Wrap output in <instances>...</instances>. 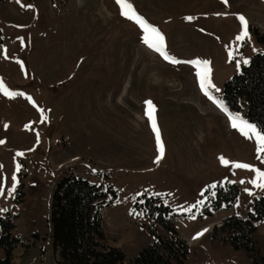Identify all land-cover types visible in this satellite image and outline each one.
<instances>
[{"label":"rangeland","instance_id":"obj_1","mask_svg":"<svg viewBox=\"0 0 264 264\" xmlns=\"http://www.w3.org/2000/svg\"><path fill=\"white\" fill-rule=\"evenodd\" d=\"M128 2L163 34L176 63L145 43L143 30L121 15L116 0H0V81L24 93L0 92V217L17 214L12 234L20 238L11 264H56L51 201L66 173L116 191L100 208L104 243L125 244L126 261L154 241L151 229L169 235L135 209L146 194L179 214L177 231L192 235L203 220L215 222L209 233L194 232L185 264H256L245 249L220 239V226L233 215L245 218L264 188L249 183L250 169L223 164L220 157L261 169L264 160L255 140L234 129L227 113L200 90L196 69L185 61L210 62L219 92L210 91L223 101L225 82L264 52L254 33H264V0ZM237 14L247 21L240 40ZM145 101L154 106L163 145L158 162ZM13 172L17 184L9 194ZM226 182L239 186L237 199L202 217L205 190ZM216 226L217 239L211 235ZM256 226L253 237L264 255V218Z\"/></svg>","mask_w":264,"mask_h":264},{"label":"trees","instance_id":"obj_2","mask_svg":"<svg viewBox=\"0 0 264 264\" xmlns=\"http://www.w3.org/2000/svg\"><path fill=\"white\" fill-rule=\"evenodd\" d=\"M254 33L264 46V33L257 29ZM2 42L0 32V44ZM223 101L231 110L243 112L248 121L264 128V52L254 54L240 72L225 82ZM239 192V186L229 182L216 184L214 191L207 188L201 216H211L220 209L229 208ZM109 195L111 200L117 196L113 188L104 189L101 184L90 182L75 173H66L57 182L51 201L56 264H185L190 246L174 225L178 214L159 196L143 194L137 198L134 207L150 217L154 225L166 230L168 236L151 229L154 241L129 261H126V254L120 247L106 245L100 208ZM16 217L17 214L10 216L9 212L0 217V249L4 253L1 264H11L13 247L20 242V238L12 234ZM262 218L264 195L249 202L245 218L233 215L224 220L220 228L225 234L220 239L231 242L235 249H245L254 263L264 264V255L258 252L253 237L256 223ZM211 235L217 239V226Z\"/></svg>","mask_w":264,"mask_h":264},{"label":"snow or ice","instance_id":"obj_3","mask_svg":"<svg viewBox=\"0 0 264 264\" xmlns=\"http://www.w3.org/2000/svg\"><path fill=\"white\" fill-rule=\"evenodd\" d=\"M116 3L120 6L121 9V15L127 17L130 20H133L144 32V41L146 44H148L149 47L155 49L156 52H158L165 60H169L172 63H176L175 57L170 56L166 50H165V44H164V36L159 31L157 27L154 25L148 23L143 16L139 15L136 10L133 8L132 4L128 2V0H116ZM28 7H31L29 5ZM237 17L239 19L241 29L240 33L236 36V40H240L247 36V21L244 15L237 14ZM185 19L191 20L193 17L188 16L185 17ZM232 53L229 52V56L231 57ZM247 59L245 58L243 63H247ZM185 63L193 65L196 69V78L199 82L200 90L204 93L205 96L208 97L209 100H212L215 104H217L218 107H220L223 111H225L228 115V119L231 123V126L234 129H238L239 132L244 135L249 140H255L256 144V153L259 159L264 160V128H260L255 123H252L243 117L240 116L239 113H232L228 112L227 108L224 106V103L222 100L217 99L215 96H213L211 89H215V91L219 92V89L215 87V85L212 83V80L210 79V68H209V61L206 59H200V58H194L188 61H185ZM237 65L239 67V61H237ZM0 92H2L5 96L13 97L17 95H24V93L10 91L3 83V81H0ZM30 99V98H29ZM145 104L148 106L146 109V115L149 118V121L151 123V127L153 132L155 133L156 138V145H157V152L158 155L156 156V161L158 162L161 159V156L163 154V145L160 138V133L156 125V121L153 116L154 112V106L151 104L150 101H145ZM27 127V125H25ZM0 143H3V140H0ZM17 155H22V153L17 152ZM221 163L223 164H229L231 163L234 167L237 168H243V169H250L254 176L249 181L252 185L260 188H264V169L257 168L253 164L248 163H242L237 161H228L223 156L220 157ZM17 169H19V165L16 166ZM95 171V170H94ZM243 182V181H241ZM17 184V177L16 173L13 172L12 174V185L11 187L7 188V191L9 194L13 191ZM4 190V184L2 181H0V194L3 193ZM245 191H250L249 189H245ZM202 203V201H197V204ZM194 207V206H190ZM3 211V210H0ZM194 218V217H190ZM203 231H206L205 229H202L200 232H197L195 236H200ZM195 238V237H194Z\"/></svg>","mask_w":264,"mask_h":264},{"label":"crops","instance_id":"obj_4","mask_svg":"<svg viewBox=\"0 0 264 264\" xmlns=\"http://www.w3.org/2000/svg\"><path fill=\"white\" fill-rule=\"evenodd\" d=\"M215 222L211 221V220H208V221H205L204 220L198 225V227L193 231L192 235H190L191 233H184L182 230H179L178 231L180 232L181 234V237L184 238L185 240H187V243L189 245H191V242L194 241L193 240V234L194 232H199L200 230L202 229H205L207 233H209L210 229L212 228V225L214 224ZM204 232V231H203ZM123 245L125 244H119V245H116L117 247H123Z\"/></svg>","mask_w":264,"mask_h":264},{"label":"bare ground","instance_id":"obj_5","mask_svg":"<svg viewBox=\"0 0 264 264\" xmlns=\"http://www.w3.org/2000/svg\"><path fill=\"white\" fill-rule=\"evenodd\" d=\"M226 117H228V116H226Z\"/></svg>","mask_w":264,"mask_h":264}]
</instances>
